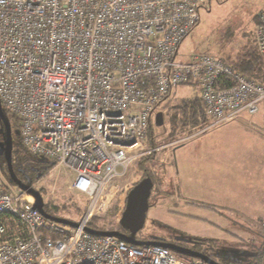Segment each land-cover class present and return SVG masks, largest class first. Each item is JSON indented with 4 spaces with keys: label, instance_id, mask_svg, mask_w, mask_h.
Wrapping results in <instances>:
<instances>
[{
    "label": "built area",
    "instance_id": "built-area-1",
    "mask_svg": "<svg viewBox=\"0 0 264 264\" xmlns=\"http://www.w3.org/2000/svg\"><path fill=\"white\" fill-rule=\"evenodd\" d=\"M212 1L0 0L2 106L20 120L23 146L66 168L87 201L77 226L56 222L0 169V264H211L88 228L160 150L149 126L175 87L197 85L213 124L264 114V85L211 53L178 58ZM254 43L264 55V9Z\"/></svg>",
    "mask_w": 264,
    "mask_h": 264
},
{
    "label": "rangeland",
    "instance_id": "rangeland-1",
    "mask_svg": "<svg viewBox=\"0 0 264 264\" xmlns=\"http://www.w3.org/2000/svg\"><path fill=\"white\" fill-rule=\"evenodd\" d=\"M262 9L264 0L212 1L201 10L200 22L180 45L179 60L184 61L197 52L211 53L228 61L237 59L242 51L255 46L254 29ZM199 91L197 86L177 87L167 103L160 108L164 113V124L151 127L150 142L160 150L141 159L137 165L138 175L136 172L131 178L139 179L142 172L139 181L150 174L154 182L145 225L140 235L152 240L159 238L167 242H182L210 254L220 262L227 260L228 264H264L263 222L248 223L230 211L214 209L208 204L182 197L175 188L173 174L169 168L167 170L169 164L173 163L174 149L185 138V135L181 138L177 136L182 134L178 132L186 129V125L182 126L174 119L176 105L186 98H197ZM3 110L11 115L5 108ZM153 122L156 124L155 119ZM4 128L0 119V141L3 142L6 140ZM22 148L25 147L21 136L13 133V150ZM0 169L5 181L13 184L7 165L0 162ZM25 170L26 175L19 174L18 179L41 194L44 207L47 205L57 217L75 223L80 221L87 201L71 188L73 177L66 168L54 162L38 161L35 169ZM126 199L124 192L117 196L105 212L92 219L90 225L101 229H119Z\"/></svg>",
    "mask_w": 264,
    "mask_h": 264
},
{
    "label": "crops",
    "instance_id": "crops-1",
    "mask_svg": "<svg viewBox=\"0 0 264 264\" xmlns=\"http://www.w3.org/2000/svg\"><path fill=\"white\" fill-rule=\"evenodd\" d=\"M197 132L174 149L167 167L176 190L245 222L264 223L263 111L244 113L226 124L209 118Z\"/></svg>",
    "mask_w": 264,
    "mask_h": 264
},
{
    "label": "water",
    "instance_id": "water-1",
    "mask_svg": "<svg viewBox=\"0 0 264 264\" xmlns=\"http://www.w3.org/2000/svg\"><path fill=\"white\" fill-rule=\"evenodd\" d=\"M0 119L3 122L6 129V140L4 142L0 141V157L2 155L4 156L12 182L20 185L22 189L27 190L28 192L35 195L37 199L35 207L38 208L43 213L44 216L59 223H63L71 226H77L78 223L48 214L45 211L44 202L41 194L38 191L30 188L28 185L24 184L20 179H18L13 168L12 151H13V133L19 136L20 131L12 129L11 124L3 110L1 100H0ZM155 123L157 126H162L164 124L163 112H158L156 114ZM153 187H154V182L152 178L147 176L143 178L140 182H138L127 194L126 207L119 220V224L124 230L129 231L128 234L120 231L119 229L106 231V230H97L93 228H88V231L95 235H114L124 239L125 241L133 245H139V246L158 245V246L166 247L176 252H180L204 259L205 261L211 264H221L215 259H213L211 256H209L208 254H205L201 251L189 247L181 246L176 243L167 242L164 240H157V239L141 240L137 238V234L143 229L145 225L146 215L149 209V200L151 197Z\"/></svg>",
    "mask_w": 264,
    "mask_h": 264
},
{
    "label": "trees",
    "instance_id": "trees-1",
    "mask_svg": "<svg viewBox=\"0 0 264 264\" xmlns=\"http://www.w3.org/2000/svg\"><path fill=\"white\" fill-rule=\"evenodd\" d=\"M225 61L227 63H229L235 69V71H237L240 74H243L244 76H246L250 79H253L256 82L264 85V55H261L257 51L255 46L253 48H247L245 51H242V53H240V55L237 57V59H235L233 61H228L226 59ZM186 85L192 86V87L197 86L195 84H186ZM176 88L177 87H175L174 89H172L169 92V94L164 98L163 101H161L158 104L155 111L153 112L151 122H150V126H149V138H150L151 142H152L151 127L153 125H156V124H154L153 119L156 117V114L158 112H163L162 110H160L161 106H163V105H165V103H167L169 97L174 93ZM176 111L177 112L174 114V116H175L174 119L180 125H182V126L186 125V129H184L181 132L180 131L178 132V133H182V134L177 135L180 138L183 137V135H185V137H186L188 135L194 134L199 129L203 128L204 126H206L209 123V117L206 113V109H205L204 104L202 102L200 92H199V95L197 98H194V99L186 98L181 103L176 105ZM6 117L8 118L11 126L15 130L20 129V120L18 118L14 117L12 115H8V114H6ZM187 127H189V128H187ZM151 142H150V144H151ZM151 146L156 147L154 144H151ZM13 151H12V158H13L12 163H13V168H14V171L16 173V176H18L19 174H21V176H25L26 175L25 169H32V168L35 169L36 165L38 164V161H45L42 159H38L36 156L31 154L26 148H22L20 150H15L14 154H13ZM0 162L6 164L4 157H0ZM14 164H16V167L14 166ZM7 170H8V168H7ZM147 176L150 177V174ZM151 195H152V193H151ZM45 211L48 214L57 217V214H55L54 211H52L49 207H47V205L45 207ZM90 226L93 229L104 230V229H101L100 227L94 226L93 224ZM119 230L122 232H125V233H129V231L124 230L121 226H120ZM140 232L137 234V238H139L141 240H148L149 239V238L142 237L140 235ZM157 240H161V239L158 238ZM198 251L203 252L202 250H198ZM203 253L207 254L206 252H203ZM209 256H211V255L209 254ZM211 257L213 259H215L213 256H211ZM215 260L221 264H224V262L226 264H228L227 260H224V262H220L218 259H215Z\"/></svg>",
    "mask_w": 264,
    "mask_h": 264
},
{
    "label": "flooded vegetation",
    "instance_id": "flooded-vegetation-1",
    "mask_svg": "<svg viewBox=\"0 0 264 264\" xmlns=\"http://www.w3.org/2000/svg\"><path fill=\"white\" fill-rule=\"evenodd\" d=\"M12 127V126H11ZM12 129L13 130H15L13 127H12ZM4 130L6 131V129L4 128ZM6 133V132H5ZM1 157H4L3 155L1 156ZM128 234V233H127ZM172 243H176V244H178V245H181V246H185V247H189V248H192V249H195L194 247H190V246H188V245H186V244H183L182 242L180 243V242H172ZM195 250H197V249H195ZM209 255V254H208Z\"/></svg>",
    "mask_w": 264,
    "mask_h": 264
}]
</instances>
